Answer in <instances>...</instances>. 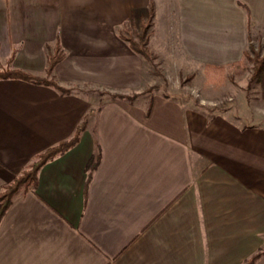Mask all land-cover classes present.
<instances>
[{"label": "crops", "instance_id": "0c3cea01", "mask_svg": "<svg viewBox=\"0 0 264 264\" xmlns=\"http://www.w3.org/2000/svg\"><path fill=\"white\" fill-rule=\"evenodd\" d=\"M150 1L149 46H178V59L236 64L264 37V0H0V68L43 76L44 46L58 40L60 84L139 93L99 104L0 79V190L87 121L35 190L12 199L0 264H243L264 249V125L142 93L145 61L118 30L140 26Z\"/></svg>", "mask_w": 264, "mask_h": 264}, {"label": "rangeland", "instance_id": "374dc122", "mask_svg": "<svg viewBox=\"0 0 264 264\" xmlns=\"http://www.w3.org/2000/svg\"><path fill=\"white\" fill-rule=\"evenodd\" d=\"M140 26L134 23L136 31ZM171 33L175 34L173 29ZM261 41L255 38L251 44L258 48ZM177 47L173 49L168 45L167 48L154 47V50L150 47L157 58L152 63L145 61V80L152 84L145 90L154 86L153 91L180 99L189 106L201 107L208 114H224L239 124L264 125V101L260 98L258 84L250 82L251 63L246 57L236 64L221 65L223 70L220 73L208 74L206 64L188 58L184 50L180 51V59L174 56L173 50H180ZM83 89L91 92L95 103L109 99L105 87Z\"/></svg>", "mask_w": 264, "mask_h": 264}, {"label": "trees", "instance_id": "16d2710c", "mask_svg": "<svg viewBox=\"0 0 264 264\" xmlns=\"http://www.w3.org/2000/svg\"><path fill=\"white\" fill-rule=\"evenodd\" d=\"M155 6L152 1L149 2L147 17L141 21V27L139 30H135L134 23L130 20L123 23L119 28V36L126 41L130 50L137 55H139L144 61L153 62L157 55L149 47V37L151 34V27L153 25V16H154ZM131 28H134L133 31ZM46 52V64L44 75L39 76L18 68H12L10 66L0 68V79H21L29 81L35 84H43L54 88L59 94H71L75 92L84 93L86 96L92 95L89 90L81 89L78 86H64L59 83L58 79L54 74L55 65L64 57V51L61 48L59 41L53 45L45 44L44 46ZM244 57H246L251 63V79L250 82H255L259 86V95L260 98L264 101V37L261 41V45L258 48H255L251 42L249 43V48L244 51ZM12 60V57L8 58V63ZM205 70L208 74L222 72V66H216L211 64L205 65ZM106 88V87H105ZM154 86L148 88L142 93H148L153 91ZM109 93H106L109 96V99H127L131 100L133 97H136L137 93L126 94L122 92L112 91L106 88ZM107 99V100H109ZM104 101H100L99 104H102ZM200 111L205 112L201 107H194ZM86 118L77 125L75 131L68 139L62 140L54 145H51L36 154L27 165L18 173H16L12 181L4 185L0 190V220L5 214L6 210L10 206L12 199L17 194H25L29 191H34L38 183V172L40 168L47 163L48 161L54 159L55 157L65 153L67 150L72 148L78 141L81 135V132L86 127ZM99 155L92 157L87 163L88 171V180L90 179L92 171L96 168L99 162ZM264 254V249L257 250L249 258L245 260L243 264H254L255 261Z\"/></svg>", "mask_w": 264, "mask_h": 264}]
</instances>
